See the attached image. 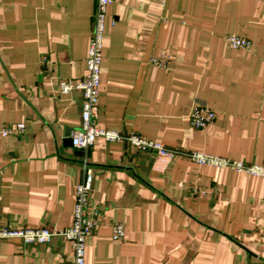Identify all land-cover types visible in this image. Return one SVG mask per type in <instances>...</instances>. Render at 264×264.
<instances>
[{
	"label": "crops",
	"instance_id": "crops-1",
	"mask_svg": "<svg viewBox=\"0 0 264 264\" xmlns=\"http://www.w3.org/2000/svg\"><path fill=\"white\" fill-rule=\"evenodd\" d=\"M97 0H0V229L73 224L82 156V79ZM250 39L233 49L227 37ZM95 122L127 139L88 151L101 208L85 264H264V177L202 165V152L264 164V0H115L106 17ZM167 56L166 67L152 57ZM198 103L216 112L195 128ZM24 122L20 135L2 129ZM70 134V137H71ZM126 228L112 237L114 222ZM71 242L0 239V264H69Z\"/></svg>",
	"mask_w": 264,
	"mask_h": 264
},
{
	"label": "built area",
	"instance_id": "built-area-1",
	"mask_svg": "<svg viewBox=\"0 0 264 264\" xmlns=\"http://www.w3.org/2000/svg\"><path fill=\"white\" fill-rule=\"evenodd\" d=\"M115 0H97L95 22L90 38L87 55V71L85 76L77 81L72 79L60 82L61 91L69 93L73 89L83 91L82 122L79 129L71 134L73 147L83 151L82 179L76 186V201L74 206L73 224L66 228H54L50 226L39 228H10L0 229V239L19 238L24 243L33 245L48 244L54 237H63L71 242L74 255L69 264H85L86 240L98 227L101 208L91 200V192L94 186L95 173L88 159V151L94 146L98 137L103 136L109 141L127 139L130 144L149 151H156L160 156L173 155L175 151L168 149L163 143L146 139L139 134L132 133L124 136L117 131L102 129L95 122L96 108L99 102L101 84V63L103 59V42L106 29V17L110 5ZM233 49L254 50V43L245 37L231 34L227 37ZM151 61L166 67L169 64L167 56L152 57ZM216 118V112L204 103H198L190 115L191 124L195 128H204ZM26 130L24 122L6 125L1 134L4 136L20 135ZM189 156L199 164L212 165L221 168H232L237 172H246L250 175L264 177V164H248L240 160L210 155L202 152H191ZM126 228L122 222H114L112 225V237L115 240H123Z\"/></svg>",
	"mask_w": 264,
	"mask_h": 264
},
{
	"label": "water",
	"instance_id": "water-1",
	"mask_svg": "<svg viewBox=\"0 0 264 264\" xmlns=\"http://www.w3.org/2000/svg\"><path fill=\"white\" fill-rule=\"evenodd\" d=\"M70 134H71V130H68L67 131V134H66V143L67 144H69V145H72L73 143H72V138L70 137ZM83 155L84 153H83V151L82 150H79L78 151V153H77V155Z\"/></svg>",
	"mask_w": 264,
	"mask_h": 264
}]
</instances>
